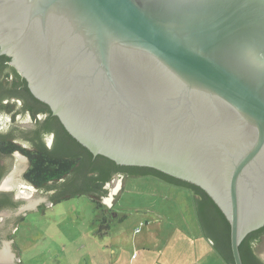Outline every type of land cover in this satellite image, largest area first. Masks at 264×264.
Here are the masks:
<instances>
[{
    "label": "water",
    "instance_id": "water-1",
    "mask_svg": "<svg viewBox=\"0 0 264 264\" xmlns=\"http://www.w3.org/2000/svg\"><path fill=\"white\" fill-rule=\"evenodd\" d=\"M0 55L94 156L203 189L242 264L240 242L264 225V0H0ZM8 117L0 131L16 126L31 147L32 120ZM0 166L17 201L0 211V264L17 263L11 226L50 197L25 180L21 151ZM124 180L114 175L103 201L112 220ZM61 195L54 203L78 196ZM256 253L264 261V236Z\"/></svg>",
    "mask_w": 264,
    "mask_h": 264
},
{
    "label": "rangeland",
    "instance_id": "rangeland-1",
    "mask_svg": "<svg viewBox=\"0 0 264 264\" xmlns=\"http://www.w3.org/2000/svg\"><path fill=\"white\" fill-rule=\"evenodd\" d=\"M126 182L106 233L107 210L86 195L18 217L14 264H224L200 234L188 190L150 176Z\"/></svg>",
    "mask_w": 264,
    "mask_h": 264
},
{
    "label": "trees",
    "instance_id": "trees-1",
    "mask_svg": "<svg viewBox=\"0 0 264 264\" xmlns=\"http://www.w3.org/2000/svg\"><path fill=\"white\" fill-rule=\"evenodd\" d=\"M0 59L4 60L8 57L1 55ZM13 73V88L9 87L10 91L0 96V101L3 97L19 98L23 102L31 98L33 100L32 105L25 108L33 113L38 110L47 112L49 122L45 125V130L48 133L54 131L56 134V140L51 148H47L41 140L39 142L29 140L31 146L29 148L19 147L12 144L9 135H0V145L3 151L19 149L27 157L29 167L24 174L25 180L37 188L41 186L48 188L52 187L47 185L49 181L56 182L62 178L66 180L68 176L72 175V191L61 196L65 198L69 195H86L95 203L96 209L104 205L98 196L99 194L106 195L105 183L110 182L117 173L124 174L125 182L132 177L150 176L172 186L186 189L191 194L200 234L224 264H235L230 242V223L203 189L151 167L119 165L102 155L94 156L65 130L46 104L31 94L25 79L14 68ZM4 105L0 103V112L5 110ZM13 105L11 104L9 108L12 109ZM117 200L114 205H116ZM4 207H13V205L3 201L0 203V209ZM111 220L107 216H103L99 230L106 233L112 223ZM263 236L264 225L248 233L240 242L239 252L242 264H264V261L256 253L257 246L261 243Z\"/></svg>",
    "mask_w": 264,
    "mask_h": 264
},
{
    "label": "flooded vegetation",
    "instance_id": "flooded-vegetation-1",
    "mask_svg": "<svg viewBox=\"0 0 264 264\" xmlns=\"http://www.w3.org/2000/svg\"><path fill=\"white\" fill-rule=\"evenodd\" d=\"M13 68L14 67L10 63L9 57H8V59H4V60L0 59V96H3L4 93L9 92L10 91L9 87L13 88V79H14L13 78V76H14ZM26 84H27V82H26ZM0 103L5 104L3 106V107H5V110H2L0 113L4 112V114L9 116L8 117L9 119L15 120L16 117H14V114L17 113V115L23 114V115L29 117L30 120H32L31 125H29L31 132L26 133L27 134L26 138L28 139V141L32 140L34 142H36V141L39 142V140H41L47 148H51L53 146V144L56 140V138H55L56 134L54 133V131L49 133L51 135L50 146L48 145L47 141L45 140V134L48 133L45 130V125L48 124V122H49L48 113L45 112L44 110H38L36 113H33L31 110H28L25 108L26 106L32 105L33 100L31 98H28V100L26 102H23L19 98L3 97V99H1V101H0ZM11 104H14L12 109L9 108V106H11ZM19 130H20L19 128H17L16 126H13L9 130L0 131V135H9V137L11 138L12 144H15V145L21 147L19 144L16 143L18 137H20L18 135ZM7 131H9V132H7ZM11 133H12V135H10ZM16 150L18 151L19 149H14V150H10V151H3L1 149V145H0V156L6 157V156L12 154L13 152H15ZM5 170H6L5 168L0 166V173L2 172L0 175H2L5 172ZM115 175L118 176L119 180H121V181H123V179H125L124 174H118L117 173ZM63 181H65V183H62ZM0 184H1V177H0ZM109 184H110V182H107L104 185V187L107 189L108 194L107 193H106V195H100L99 194V196H98L103 204H104V202H103L104 198L109 196ZM47 185H50L52 187L45 188V186H41L40 188L47 190V193L49 194L50 199H49V201L42 202V204H38V206H36V210H39L42 207H45V205H51L54 202H56V198H57V195L59 193H61V194H67L68 193L69 194V192L72 191L71 190L72 189V175L68 176L66 180L64 178H62L56 182L49 181ZM124 191H125V188H123L121 185L120 188L118 189L117 196L116 195L111 196L113 203L111 204V208H108L109 213H110L109 215H112V214L115 215V211L113 208L114 202L117 200V198L120 197V195H122V193ZM3 201L9 202L13 206H15L16 202H17L12 196L3 192V190L0 186V203H3ZM47 202H49V203H47ZM9 208L10 207H4V208H1L0 211L9 210ZM116 216L117 215H115L114 217H116ZM111 219L112 218L109 217V220H111ZM17 223L18 222H16V224L14 226H11V228L12 227L14 228L17 225ZM7 228H9V225H7V224L2 225V229H0V240H1L2 236L7 234ZM9 231H10V229H8V233H9ZM14 263H15V260H13V262L8 263V264H14Z\"/></svg>",
    "mask_w": 264,
    "mask_h": 264
},
{
    "label": "crops",
    "instance_id": "crops-1",
    "mask_svg": "<svg viewBox=\"0 0 264 264\" xmlns=\"http://www.w3.org/2000/svg\"><path fill=\"white\" fill-rule=\"evenodd\" d=\"M148 223H149V221H148ZM144 259H145V258H144ZM157 261H158V260H157ZM157 261H156V262H157ZM145 264H147V263H145Z\"/></svg>",
    "mask_w": 264,
    "mask_h": 264
}]
</instances>
